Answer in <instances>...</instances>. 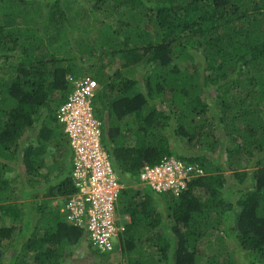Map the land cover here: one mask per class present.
Masks as SVG:
<instances>
[{
	"label": "trees",
	"instance_id": "1",
	"mask_svg": "<svg viewBox=\"0 0 264 264\" xmlns=\"http://www.w3.org/2000/svg\"><path fill=\"white\" fill-rule=\"evenodd\" d=\"M70 77L123 186L124 261L264 264V0H0V264H71L85 240L45 203L76 191ZM171 156L205 175L141 184Z\"/></svg>",
	"mask_w": 264,
	"mask_h": 264
},
{
	"label": "built area",
	"instance_id": "2",
	"mask_svg": "<svg viewBox=\"0 0 264 264\" xmlns=\"http://www.w3.org/2000/svg\"><path fill=\"white\" fill-rule=\"evenodd\" d=\"M73 87L56 117L72 150V181L76 191L58 204L66 220L86 233L92 247L112 253L120 244L129 216L119 217L116 206L123 188L114 172L109 153L102 143V124L95 117L94 91L87 80L70 77ZM205 175L199 166L177 157L159 164H146L138 177L142 185L157 193L178 195L193 180Z\"/></svg>",
	"mask_w": 264,
	"mask_h": 264
},
{
	"label": "rangeland",
	"instance_id": "3",
	"mask_svg": "<svg viewBox=\"0 0 264 264\" xmlns=\"http://www.w3.org/2000/svg\"><path fill=\"white\" fill-rule=\"evenodd\" d=\"M107 143H110V142H107ZM106 150L108 151L110 157H113L111 146L108 145L106 147ZM58 199L59 198L57 199L55 198V200H51L50 198V199H47L45 203L46 204L49 203V205L51 206L59 207L58 204L60 203V200L62 199L60 200ZM29 201L31 202L33 207H35L36 202L38 201L39 203H41L42 199H37V200L30 199ZM91 246L92 245L90 244V241L87 239V237H85V240L83 241L82 246L78 250L73 251V255L72 257H70V260H69L70 263L71 264H129L127 261L123 260L124 255L122 254V251L118 247L119 246L118 242H117V247L115 251L112 253H106V254L95 253L96 250ZM235 256L238 257V253Z\"/></svg>",
	"mask_w": 264,
	"mask_h": 264
},
{
	"label": "clouds",
	"instance_id": "4",
	"mask_svg": "<svg viewBox=\"0 0 264 264\" xmlns=\"http://www.w3.org/2000/svg\"><path fill=\"white\" fill-rule=\"evenodd\" d=\"M57 199V198H56ZM60 199H63V198H59L58 200H60ZM53 200H55V199H53Z\"/></svg>",
	"mask_w": 264,
	"mask_h": 264
}]
</instances>
